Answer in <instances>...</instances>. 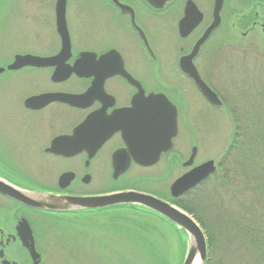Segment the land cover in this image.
I'll return each mask as SVG.
<instances>
[{"label": "flooded vegetation", "instance_id": "flooded-vegetation-1", "mask_svg": "<svg viewBox=\"0 0 264 264\" xmlns=\"http://www.w3.org/2000/svg\"><path fill=\"white\" fill-rule=\"evenodd\" d=\"M20 56L44 59L46 64L8 70ZM247 56L250 71L243 61ZM0 59V68L5 69L0 77L21 78L17 85L28 89L24 96L15 95L22 110L0 123H18L25 141L20 150L40 156L38 170L17 164L0 169V180L23 191L73 198L134 191L202 213L197 200L210 191L224 196V190L240 183L239 171H227L242 150L241 140H248L244 131L253 128L257 136L252 138L256 142L252 153L264 154V0H0ZM193 67L221 106L201 92L189 73H195ZM67 70L72 71L70 77L59 79ZM231 72L235 84H227ZM88 91L89 98L78 107L53 102L31 109L24 104L43 94ZM159 95L176 108L178 131L171 147L147 166L136 154H154L169 144L165 139L170 128L164 138L159 133L164 113ZM89 117L91 123L82 135L92 142L108 136L98 149H79L71 157L47 151L54 139L72 136ZM223 123L231 125L233 133L214 160L221 177L213 176L174 197L175 181L213 160H202L201 154L207 138H214ZM42 156L67 165L58 171ZM126 166L125 173L114 175ZM156 169L163 175L129 179L131 173ZM68 173L72 178L61 188L60 177ZM143 181L154 183L157 191L137 187ZM225 205L222 199L220 215L213 218L226 216L227 230L239 242V257H246L245 251H252L251 259L263 253L264 245L247 237L264 236V216L255 211L241 214V207ZM128 207L54 212L0 193V264H33L29 232L41 253L42 239L50 242L51 234L56 236L58 217L128 216Z\"/></svg>", "mask_w": 264, "mask_h": 264}, {"label": "rangeland", "instance_id": "rangeland-1", "mask_svg": "<svg viewBox=\"0 0 264 264\" xmlns=\"http://www.w3.org/2000/svg\"><path fill=\"white\" fill-rule=\"evenodd\" d=\"M233 60H236L235 57ZM0 59V63H1ZM245 64L247 69L250 71V61L249 56L245 60ZM234 72H231L230 76H227V84H235V77ZM250 74L249 72L247 73ZM10 74H4L0 77V122L1 118L4 117H12L15 116L17 113L22 110V106L18 105V102L15 100V95H21L24 96L27 94L28 89L24 87H19L17 83L21 82V78H18L14 81H10ZM16 82V86H13V84ZM21 85V84H20ZM31 90V89H30ZM47 110V115L48 111ZM59 114V112L57 113ZM46 115V116H47ZM62 115V114H61ZM249 126V125H248ZM250 128V126H249ZM232 127L228 123H223L216 127V134L214 138L208 137L207 141L204 143V151L201 154L202 160L207 159H213L217 160L220 157V153L222 151V148L229 142L228 137L231 136ZM252 132V134H251ZM249 133V134H248ZM258 133V132H257ZM248 134V135H247ZM256 133L253 132V128H251V131H244L242 136H246L248 140L245 141L243 139L242 146L239 148H242L240 154H236L234 157V163L232 166L229 167L228 172H234L239 171V184L235 187H231L228 189V191L224 190V196L221 195V193H215L213 191L209 192V195L205 196L204 199L197 200L198 204H201V212L203 213V216H208V220H211V216H215L216 214L220 215V202L223 199V202L226 204L225 206H238L241 207V214L247 213L250 214V212L255 211L256 216H264V192H262V186H264V174L261 176H257L253 179L246 178L241 173V167H239L241 163L240 160L237 159L238 156H240L242 153L246 154L247 147L250 145H247V143H250V140H252V137L255 136ZM224 139L226 141H224ZM254 144V142H251ZM25 144L24 137L21 134L20 126L15 121H8V124H1L0 123V169L4 170L7 169V167H13V165H22V166H28L30 168H34L38 161L40 160V156L32 155L28 152L21 151L20 148L22 145ZM247 146V147H245ZM260 155L262 153L258 152ZM264 155V154H262ZM43 157V156H42ZM241 157V156H240ZM48 162L51 164H54V168L58 171L62 170V168L67 165L66 161H60L52 158H45ZM40 162V161H39ZM238 164V165H236ZM35 170H38L37 166L35 167ZM160 176L163 175L161 173L160 169H156L152 172H146V173H131L129 176V179L132 180L133 178H136L138 176ZM217 179H219L220 174L217 171L216 176ZM215 179V180H217ZM211 180H209L210 182ZM258 186V187H257ZM140 189L144 191H151L155 192L157 186L154 183H149L143 181L140 183V185H137ZM212 186H209L211 188ZM155 190V191H154ZM221 197V200H220ZM197 204V208H198ZM127 212V211H126ZM129 212V210H128ZM140 215H128L130 216L129 220L142 223L145 220L143 216H150L152 215L146 214L144 211H140ZM130 213V212H129ZM125 216V217H128ZM131 216H135L131 218ZM107 217H114V216H98L94 219H92L93 223H97L98 220H104L101 225H104L107 220H105ZM124 217V216H121ZM226 216H222V218L225 220ZM108 218V219H109ZM72 221H64L63 224H67V227L59 226L60 224L56 222L57 226V233L56 236L54 233L51 234V241L49 242L48 239H42L41 242V253H39L42 257V262L40 264H90L89 260L91 259V253H89L88 250H90L92 245H87L85 247V250H82L81 246L85 243V239L83 236H86L89 234V231H86L85 229V223H89L86 219L80 221H74V218H72ZM56 220L61 221V218H57ZM223 220V221H224ZM156 221V220H155ZM225 222V221H224ZM156 223H158V230L163 237L164 245L167 246V249L170 253L174 254L175 258L179 261L178 264H182L184 258L186 257V254L188 252L189 248V240L187 234L180 230L176 225L168 223L166 221H162L159 219ZM226 223V222H225ZM73 225H76V227H72ZM214 226V225H213ZM59 227V228H58ZM222 229V230H221ZM97 232V231H96ZM95 232V233H96ZM223 233L225 238H230L228 242H224L225 246H221L218 244V248L216 249L214 255L211 258L210 264H215L218 262H221V264H264V252L261 251L258 252L256 257L251 259V254L249 251H245L246 257L240 258L239 249L236 248L239 246L238 240L235 238L236 235L231 231L224 228H219L217 230V233ZM54 234V235H53ZM260 239L257 243V246L264 245V236H258L256 237ZM93 240V247H95V238H92ZM228 240V239H227ZM90 243V242H89ZM262 246H261V245ZM264 250V249H263ZM17 257L20 258V254L16 253ZM92 260V259H91ZM243 261V262H242Z\"/></svg>", "mask_w": 264, "mask_h": 264}, {"label": "water", "instance_id": "water-1", "mask_svg": "<svg viewBox=\"0 0 264 264\" xmlns=\"http://www.w3.org/2000/svg\"><path fill=\"white\" fill-rule=\"evenodd\" d=\"M198 47V46H197ZM200 47V46H199ZM198 50V48H197ZM195 49L194 53L197 51ZM193 53V55H194ZM46 60L34 58L32 56H20L8 66V70L13 71L23 67H44ZM4 68H0V74L4 72ZM192 74L189 71L190 76L194 79L198 87L204 96L214 105L221 106V101L217 95L207 86V84L200 78L197 71L193 67ZM72 71L67 70L64 75L59 79L64 80L70 77ZM90 96V91L83 95H70V94H43L27 99L25 106L31 109H38L47 106L53 102H65L71 106H81ZM162 101L163 114L159 120L161 129L159 133L165 137L166 128H170L169 136L165 139L167 143L166 147L160 149L154 154L137 153L136 156L141 159L143 165H152L159 160L161 151H166L168 147H171V139L177 135V111L176 108L168 101L164 95H159ZM92 117H89L85 122L78 126L72 136H61L53 140L51 147L47 150L55 155L71 157L74 156L76 151L86 147L98 149L107 139L108 136L95 140L90 145L87 144V140L83 135L84 128L91 123ZM168 135V134H167ZM97 145V146H96ZM99 145V146H98ZM147 159V160H146ZM145 160V161H144ZM128 166L124 167V171L115 172L114 175H120L125 173ZM216 172V166L214 161H209L200 167L185 174L183 177L175 181L171 186L172 195L178 197L190 189L195 188L203 181L208 179ZM72 175L70 173L62 175L60 177V187L64 188L65 182L70 181ZM0 193L5 195L19 203L24 205L54 212H71L85 209H101L107 207H114L120 205L137 206L149 210L158 216L163 217L170 223L176 225L180 230H183L189 240V248L186 257L182 264H206L208 259V244L205 232L197 223V221L186 212L180 210L176 206L169 202H166L160 198L152 195L143 194L139 192H124L107 196H99L95 198H73V197H61L46 193H38L31 191H23L16 187H13L2 180H0ZM23 235V234H22ZM30 245L29 253L34 264L41 263V255L37 252L35 247V241L33 235L29 232Z\"/></svg>", "mask_w": 264, "mask_h": 264}, {"label": "trees", "instance_id": "trees-1", "mask_svg": "<svg viewBox=\"0 0 264 264\" xmlns=\"http://www.w3.org/2000/svg\"><path fill=\"white\" fill-rule=\"evenodd\" d=\"M242 142L243 141L241 140V144ZM251 142L254 141L250 140V143H247V145H250L248 147L245 146L247 147V153H242L240 155L241 157H237L239 160L241 158L239 167H241L242 174L249 179H253L264 174V156L252 153L256 142L254 144ZM227 157L228 155L226 154L225 159H227ZM233 163L234 162L231 164ZM262 190V192H264V186H262ZM177 206L192 215L205 231L208 241V254L211 259L218 248V244L223 247L225 246L224 242L226 243L230 240V238H225L223 233H217L219 228L227 229L226 223L221 219H214L213 216H211V220L209 221L208 216H203L202 213H199L194 208L185 204L177 203ZM140 211L147 212L146 210L140 209L138 207L129 208L130 215L141 216V214H139L141 213ZM133 217L135 216H131V218ZM142 217L145 219L144 221L142 219V223L129 220L130 216L107 217L105 219L107 222L104 225H101L100 223H103L104 220H98L97 223H93L92 219H89V223H85L86 225L84 226L86 231H89V234L83 236L85 243L87 244H83L81 246L82 250H85V247L88 244L92 245L90 250H88L89 253H91L92 259L89 260V263L178 264L179 261L177 258H175L174 254L170 253L167 249V246L163 244V237L157 228L158 223L156 222L159 219L168 223L169 221L161 216L147 217L146 215H142ZM66 225L67 224H62V227H67ZM72 227H76V225H73ZM92 238H95V247H93ZM235 238L237 239V236ZM247 239H250L252 243L254 242L255 244L259 243L258 241H260V239L255 237H247ZM215 264H221V262Z\"/></svg>", "mask_w": 264, "mask_h": 264}]
</instances>
